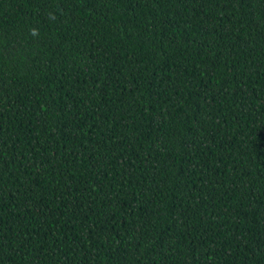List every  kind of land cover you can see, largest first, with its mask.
I'll return each mask as SVG.
<instances>
[{
	"label": "trees",
	"instance_id": "16d2710c",
	"mask_svg": "<svg viewBox=\"0 0 264 264\" xmlns=\"http://www.w3.org/2000/svg\"><path fill=\"white\" fill-rule=\"evenodd\" d=\"M0 264H264V0H0Z\"/></svg>",
	"mask_w": 264,
	"mask_h": 264
}]
</instances>
